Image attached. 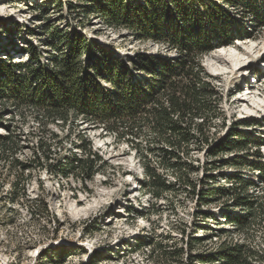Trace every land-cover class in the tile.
<instances>
[{"label":"rangeland","instance_id":"374dc122","mask_svg":"<svg viewBox=\"0 0 264 264\" xmlns=\"http://www.w3.org/2000/svg\"><path fill=\"white\" fill-rule=\"evenodd\" d=\"M79 5V0H0V16L19 23L21 47L30 43L51 51L44 40L52 27L77 30L99 44L114 46L120 55L133 48L166 51L153 42L136 41L126 30L107 28L101 18L85 14ZM221 48L224 51L211 52L202 63L216 79L226 118L224 128L222 121L215 120L209 136L216 145L232 122L245 121L254 124L238 129L254 140L249 148H214L213 155L209 149L198 150L193 145L195 169L184 172L188 182H176L175 176L158 169L173 186L158 199L143 185L147 181L144 170L127 142L83 124L81 119L59 127L18 103L1 102L0 264H164L160 251L150 258L151 247L145 244L153 241L166 251L182 248L185 260L191 237L202 240L193 254L216 248L225 237L217 239L212 234L229 232L233 227L225 223L224 200L201 201L202 193L212 185L211 177L225 187L231 185L226 177L232 175L264 187L249 167L234 166L245 159L256 161L251 156L257 152L264 161V143L260 142L264 141V33ZM230 49L235 53L229 55ZM217 55L220 59L212 58ZM26 58L19 59L25 62ZM247 87L252 89L245 97L246 93L240 92ZM8 135L9 142L4 140ZM88 145L91 154L86 150ZM94 155L101 160L96 163V172L88 176L81 171L80 162L92 161ZM35 159L41 165L31 162ZM151 164L157 168L154 161ZM25 165L31 166L24 169ZM202 212L211 216L205 219ZM252 233L261 243L263 231L255 228ZM232 237L244 241L242 236ZM46 253L48 259H44ZM54 256L57 258L50 259Z\"/></svg>","mask_w":264,"mask_h":264},{"label":"trees","instance_id":"16d2710c","mask_svg":"<svg viewBox=\"0 0 264 264\" xmlns=\"http://www.w3.org/2000/svg\"><path fill=\"white\" fill-rule=\"evenodd\" d=\"M79 2L85 14L98 16L107 28L126 30L136 41H150L166 51L133 48L129 54L120 55L114 46L99 44L77 30L65 32L52 27L44 40L51 51L30 43L21 47L19 23L0 16V103H18L59 127L81 119L83 124L127 142L144 170L147 181L143 185L156 199L173 188L158 169L175 176L176 182H188L184 172L195 169L193 145L198 150L209 149L212 155L214 148L251 146L254 138L238 129L254 124L245 121L232 122L226 135L213 145L209 129L215 120L226 127V118L216 79L202 63L206 55L221 47L264 33V0ZM26 56L25 62L19 59ZM4 140L9 142L11 135ZM260 142L264 143L263 139ZM86 147L91 154L89 145ZM93 157L92 161L80 162L81 171L88 176L96 172V163L101 160L98 155ZM252 157L256 161L245 159L234 166L249 167L257 181L264 183L263 156L257 152ZM31 162L41 165L39 159ZM226 179L231 181L228 187L211 177L212 185L201 195L205 204L224 200L225 223L233 230L212 236L225 239L211 251L193 254L202 240L191 237L185 260L184 249L166 251L165 246L149 241L145 245L151 247L150 258L159 250L164 264H264V187L239 175ZM200 215L205 219L211 216ZM255 228L263 231L261 243L254 240ZM234 235L244 241H234ZM44 259H48L47 253Z\"/></svg>","mask_w":264,"mask_h":264},{"label":"bare ground","instance_id":"6f19581e","mask_svg":"<svg viewBox=\"0 0 264 264\" xmlns=\"http://www.w3.org/2000/svg\"><path fill=\"white\" fill-rule=\"evenodd\" d=\"M220 49H222L221 51H224L223 48H220ZM217 50H218V49H217ZM217 52H219V51H217ZM229 52H230L229 55H232L233 52L235 53V51H233V50H231V49H230ZM212 58H213V59H217V58L220 59V56L217 55V56H213ZM18 61H19V60H17V62H18ZM19 62H20V61H19ZM236 68H237V67H236ZM241 102H244V101H241Z\"/></svg>","mask_w":264,"mask_h":264},{"label":"built area","instance_id":"2783aa9c","mask_svg":"<svg viewBox=\"0 0 264 264\" xmlns=\"http://www.w3.org/2000/svg\"><path fill=\"white\" fill-rule=\"evenodd\" d=\"M255 83H256V81H255Z\"/></svg>","mask_w":264,"mask_h":264}]
</instances>
